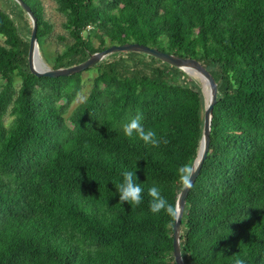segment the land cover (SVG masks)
I'll list each match as a JSON object with an SVG mask.
<instances>
[{
  "label": "trees",
  "instance_id": "1",
  "mask_svg": "<svg viewBox=\"0 0 264 264\" xmlns=\"http://www.w3.org/2000/svg\"><path fill=\"white\" fill-rule=\"evenodd\" d=\"M24 1L43 55L53 25L39 0ZM54 1L67 37L56 35L66 42L51 68L137 42L210 71L217 100L181 217V256L184 264H264V0ZM30 32L18 3L0 6V264H177L174 218L150 212L148 189L160 186L175 206L177 169L193 165L199 149L202 82L148 53L115 51L86 69L95 74L71 107L82 71L31 73ZM137 112L167 144L125 137ZM125 170L144 189L140 206L119 201Z\"/></svg>",
  "mask_w": 264,
  "mask_h": 264
},
{
  "label": "water",
  "instance_id": "2",
  "mask_svg": "<svg viewBox=\"0 0 264 264\" xmlns=\"http://www.w3.org/2000/svg\"><path fill=\"white\" fill-rule=\"evenodd\" d=\"M28 14L31 20V32L29 38L28 45V53H27V62L28 67L31 73L36 76H49L55 77L60 75H71L76 72L84 71L87 68L93 66L99 60H101L104 56L115 52V51H139L145 52L150 55H153L175 67L183 69L189 74H193L194 71L203 85L208 86L209 96L208 99L205 100V108L203 112V127L202 134L199 144V149L197 156L193 162V167L195 168V172L193 176L190 178V182L193 184L196 177L199 174L201 166L203 164L204 159L206 158L207 151L209 148V140H210V125L212 119V110L213 105L217 100L218 88L216 81L210 71L205 67V65L198 59L191 57H181L174 53L162 51L156 47H150L148 45H144L137 42H125L122 44H111L108 47L96 51L88 56L84 61L77 63L75 65L69 67H57V68H45L38 63H35V56L38 54V42L36 38V16L33 14L30 6L24 0H15ZM188 190H184L183 186L179 189L177 198L175 201V207L178 209L177 216L173 220V232H172V254L177 264H184L181 251H180V223L181 217L183 214V209L185 205L186 196L188 194Z\"/></svg>",
  "mask_w": 264,
  "mask_h": 264
},
{
  "label": "clouds",
  "instance_id": "3",
  "mask_svg": "<svg viewBox=\"0 0 264 264\" xmlns=\"http://www.w3.org/2000/svg\"><path fill=\"white\" fill-rule=\"evenodd\" d=\"M144 116L137 112L127 123L123 125V134L129 139H138L146 146L159 148L161 144H167L168 141L159 136L158 133L144 125ZM195 168L191 164L181 165L177 169L178 178L184 188L188 190L192 187L190 178L195 172ZM122 180L116 185V190L119 193V201L127 202L129 205L140 206L143 203L144 189L137 182V177L134 171L125 170L121 173ZM148 196L151 198L149 202V210L153 214L164 213L172 218L177 216L178 209L162 194L160 186L153 184L148 189ZM234 264H245V260L237 257Z\"/></svg>",
  "mask_w": 264,
  "mask_h": 264
},
{
  "label": "rangeland",
  "instance_id": "4",
  "mask_svg": "<svg viewBox=\"0 0 264 264\" xmlns=\"http://www.w3.org/2000/svg\"><path fill=\"white\" fill-rule=\"evenodd\" d=\"M43 9V14L45 19H47L52 25H53V33L52 36L49 39V42H47L44 45V54L41 55L38 49V57H37V63L45 68H48L49 60H51L52 55L54 54V49H61L63 46V43L66 42V40H60L56 35H63L64 37H67L66 31L62 28V22L64 20V17L56 10V3L54 0H39ZM15 0H0V6L3 8H11L13 5H15ZM17 3V2H16ZM4 37L0 36V43L3 42ZM68 39V38H67ZM48 58V59H47ZM95 74L94 70H84L82 71V78H83V85L80 92L77 94L76 98L73 100L71 107H73L75 104H77L79 101H81L89 88V82L90 78ZM192 75V74H190ZM195 76V75H192ZM197 77V76H195ZM19 79H16V85L19 84ZM208 87V86H207ZM203 90V87H202ZM204 92V91H203ZM205 95V94H204ZM205 100L206 96H205ZM206 102V101H205Z\"/></svg>",
  "mask_w": 264,
  "mask_h": 264
},
{
  "label": "bare ground",
  "instance_id": "5",
  "mask_svg": "<svg viewBox=\"0 0 264 264\" xmlns=\"http://www.w3.org/2000/svg\"><path fill=\"white\" fill-rule=\"evenodd\" d=\"M38 55V54H37ZM35 56V63H37V57L38 56ZM194 75H197L194 71H192ZM203 91H204V94L206 96V99H208V96H209V90H208V87L207 85H203Z\"/></svg>",
  "mask_w": 264,
  "mask_h": 264
}]
</instances>
